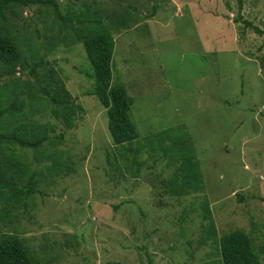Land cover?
Here are the masks:
<instances>
[{"label": "rangeland", "instance_id": "1", "mask_svg": "<svg viewBox=\"0 0 264 264\" xmlns=\"http://www.w3.org/2000/svg\"><path fill=\"white\" fill-rule=\"evenodd\" d=\"M58 1L121 21L108 23L110 85L130 99L137 136L111 140L105 107L87 93L84 46L48 49L41 15L23 8L20 33L22 18L36 22L33 41L82 109L70 128L47 117L54 129L38 151L17 149L39 181L0 230L21 237L36 264H213L212 244L199 241L206 200L217 237L240 229L264 248V0ZM156 132L187 136L199 190L174 193L182 159L173 165L150 143ZM52 158L65 168L45 171Z\"/></svg>", "mask_w": 264, "mask_h": 264}, {"label": "trees", "instance_id": "2", "mask_svg": "<svg viewBox=\"0 0 264 264\" xmlns=\"http://www.w3.org/2000/svg\"><path fill=\"white\" fill-rule=\"evenodd\" d=\"M29 6L41 15L42 27L49 29L45 44L48 49L77 42L84 46L90 70L83 75L92 82L87 93L95 96L105 107L111 140L122 143L137 136L129 118L130 99L120 85H110L112 39L109 24L113 30H118L121 21L115 24L114 21L107 22L85 1L79 7L71 8L58 0H0V220L9 219L12 210L24 206V200L32 195L39 181V175L37 177L30 169L24 155L18 154L17 149L38 151L46 141H50L48 132L54 129L47 117L58 121L64 128H70L82 109L45 58L49 50L40 52L41 43L33 41L32 32L39 35L36 22L22 18L24 30L23 34L20 33L16 20L22 17V9ZM25 20L28 22L24 23ZM31 24L32 30L28 28ZM244 24L250 25L249 22ZM253 29L260 33L257 28ZM35 111H40L39 116H34ZM179 136L156 132L146 138L150 140L153 137L155 140L150 143H156V149L173 156L169 157L173 165L177 163V157L182 159L176 166L178 171L172 181L173 185H178L172 188L174 193L199 190L200 171L193 160L190 141L183 132ZM65 166L64 160L52 158V165L44 168L50 173V170L57 172ZM199 209L200 230L205 234L199 241L209 240L212 244L218 254L213 264H260L259 253L264 258V248L257 252L251 238L240 229L217 237L206 200ZM0 264H36V259L21 237L0 230Z\"/></svg>", "mask_w": 264, "mask_h": 264}]
</instances>
